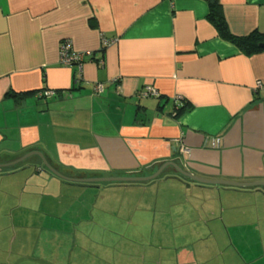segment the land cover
<instances>
[{"label":"crops","instance_id":"obj_1","mask_svg":"<svg viewBox=\"0 0 264 264\" xmlns=\"http://www.w3.org/2000/svg\"><path fill=\"white\" fill-rule=\"evenodd\" d=\"M218 1L231 33H264V0ZM208 13V0H0V158L40 150L69 177L174 161L201 178L264 181V51L245 55ZM65 39L84 53L80 78L60 62ZM146 85L159 96L139 97ZM0 184V251L36 238L13 264H264L262 186L82 184L36 158Z\"/></svg>","mask_w":264,"mask_h":264},{"label":"water","instance_id":"obj_2","mask_svg":"<svg viewBox=\"0 0 264 264\" xmlns=\"http://www.w3.org/2000/svg\"><path fill=\"white\" fill-rule=\"evenodd\" d=\"M261 47H264V43H260ZM30 156H38V158L41 160L44 167L51 172L52 174L56 175L59 178H62L66 181H73V182H79V183H114V182H147L150 180H153L157 177H160L163 170L171 166L179 175H182L186 178H189L195 182L201 183V184H220L225 186H235V187H251V186H262L264 187V181H249V182H241V181H230V180H213V179H206L201 178L199 176H196L192 174L191 172H188L185 170L180 164H177L174 161H166L162 163L156 170L149 174L144 175H129V176H92V177H69L64 174H62L60 171L55 169L44 154L40 150H30L26 152L25 154L19 156L18 158L11 160L6 163H0V168L3 167H9L15 164H18L22 162L23 160L29 158Z\"/></svg>","mask_w":264,"mask_h":264},{"label":"trees","instance_id":"obj_3","mask_svg":"<svg viewBox=\"0 0 264 264\" xmlns=\"http://www.w3.org/2000/svg\"><path fill=\"white\" fill-rule=\"evenodd\" d=\"M208 1H209V13L207 15V18L211 22V24L215 27V29L217 30V32L221 38L235 44L245 55H251L254 53L264 51V47L260 46V43H264V33H261L258 30H253L249 34H246V35H242V36L234 35L229 30L227 22H226L224 15L222 13V9H221V5H220L219 1L218 0H208ZM14 96L18 97V94L14 95ZM21 154H17L18 156L17 155H8L7 157L3 156L0 158V161H11V160L18 158ZM34 158L37 159V162L40 164V166L43 169L47 170L44 167V165L42 164L41 160L37 156L36 157L31 156V157L23 160L22 162H20L18 164L0 169V172L1 173L12 172V171L19 169L22 166L28 164L29 161L33 160ZM48 162L53 167H55L56 169H58V170L60 169L58 164H56L55 162H53L51 160H49ZM144 174H146V172H141V173H138L136 175H144ZM78 176H81V175H78ZM161 176H176V177H178L184 181H187V182L193 181L189 178H186L182 175H179L171 166L166 167L163 170L160 177ZM82 184H92L93 185V183H82ZM105 184H109V183H105ZM257 189H261L262 191H264V187H257Z\"/></svg>","mask_w":264,"mask_h":264},{"label":"rangeland","instance_id":"obj_4","mask_svg":"<svg viewBox=\"0 0 264 264\" xmlns=\"http://www.w3.org/2000/svg\"><path fill=\"white\" fill-rule=\"evenodd\" d=\"M3 189H4V186L0 184V200H1V197H3V198L5 197ZM5 204L7 206H10L9 199L5 200ZM14 216H15V220L16 221L13 223V225H16V222H19V223L24 222L23 221L24 218H25V214L24 213L18 212ZM28 219L31 220L32 218L30 217ZM5 224H6L5 218L0 216V226H4ZM30 227H34V225H30ZM20 237L21 238L17 239V241L12 246V248L9 247V246L6 247V252L5 253L0 251V257H3V259H4V261L0 262V264H13L16 261L17 254H19V252L22 250L18 246L19 244L25 247V249H24L25 252L23 253L24 256H25L27 251L31 250L30 248H31L32 244H35L33 241L36 240L34 231H31L30 235L28 237L24 236V234H20ZM63 239H62V242H60V238L59 237H52L51 240H50V243L48 244V247H51L52 249H55V248H57L59 246V251H63L64 248L66 247V244L63 242ZM42 245L43 244H41V247H43L46 250H48V248H46L45 246H42ZM0 250H1V247H0ZM4 251H5V249H4ZM10 254H11V258L9 260H5L6 259L5 256L6 255H10ZM20 261L22 262V264L27 263V260L25 259V257H23Z\"/></svg>","mask_w":264,"mask_h":264},{"label":"built area","instance_id":"obj_5","mask_svg":"<svg viewBox=\"0 0 264 264\" xmlns=\"http://www.w3.org/2000/svg\"><path fill=\"white\" fill-rule=\"evenodd\" d=\"M108 41L106 39H103V44H107ZM59 57H60V62L63 65H76L79 78L81 75V70H82V64H83V59H84V53L77 51L73 48L72 43L69 39H65L61 42L59 46ZM98 61L101 62V59ZM102 63V62H101ZM95 93H101L103 91V84L97 83L95 85ZM55 91L52 90H44L40 92V96H49L55 94ZM139 97H148V96H159V92L149 86L146 85L141 91L138 92ZM219 142L218 138L211 140L212 145H216Z\"/></svg>","mask_w":264,"mask_h":264}]
</instances>
